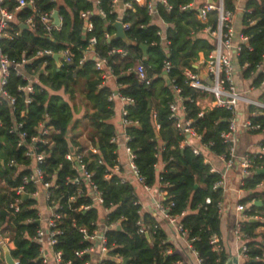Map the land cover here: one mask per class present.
<instances>
[{
    "label": "trees",
    "instance_id": "trees-1",
    "mask_svg": "<svg viewBox=\"0 0 264 264\" xmlns=\"http://www.w3.org/2000/svg\"><path fill=\"white\" fill-rule=\"evenodd\" d=\"M111 1L100 0L98 7L106 16L91 14L88 20L92 22L93 29L86 32L85 20L79 13L94 9L90 0H62V4H58L57 0H33L31 6L17 12L16 21L10 22L6 29L7 35L0 37L1 51L14 62L26 59L27 62L19 70L37 79L32 84L33 92L21 91L19 86H25L28 81L19 76L13 66L10 67L3 88L8 97H14L15 101L11 104L7 97L0 98V182L4 183L0 188V237L16 236V245L9 252L13 259H18L19 264H40L37 259L39 246L25 237V234L33 235L37 228L36 223L27 222L28 218L36 217V209L33 208L36 201L31 198L23 200L19 212L8 209V202L15 195L14 188L31 171L18 170L17 166L29 165L31 157L26 152L29 148H35V152L43 151L46 154L41 167L46 179L51 174L55 175L56 186L51 190V196L61 206L58 209L62 214L58 224L60 233L53 247L61 251L64 260L74 264H81L89 258L84 256L79 259L74 254L86 246L78 229L81 226H85L89 232L95 229L98 210L93 207L79 209L81 205L89 204L90 198L86 195L87 188L83 181L78 184L70 181L77 175V170L74 162L64 157L78 146L76 151H86L83 161L87 169L93 172L92 180L102 192V206L109 210L105 217L108 229L104 237L107 255L112 258L104 259L103 264H122V261L114 259L116 256L127 258L126 264H172L181 260L173 252V246L166 241V235L155 219L148 213H139L141 206L133 185L121 182L117 175L110 172L117 164V145L110 141L116 135V126L110 122L114 114V102L108 100L111 89L104 85L100 72L94 69L93 59L79 63L88 38L94 36V51L107 59L108 66L121 85L119 92L133 99L126 106V118L132 123L125 125L124 129L143 185H154L156 165L161 161L160 190L166 192L165 202H173L172 214L184 213L180 222L187 238H193L191 245L198 258L202 264H225L226 252L220 240L211 243L213 237L220 234L218 204L222 200L223 190L213 187L220 173L211 170L201 152L195 154L190 145L183 143L186 136L173 126L168 107L176 99L175 88L179 89L184 119L190 120L195 132L201 135V142H213L209 150L215 156L227 153L221 133L227 129L229 112L223 108H210L200 115L201 108L196 103L199 94L186 83L183 74L184 68L194 70L192 65L200 54L207 56L214 48L213 38L204 33V29L216 28L217 11H209L206 20L202 21L197 17L196 9L181 8L193 0H166L167 4L157 1L155 9L167 24L165 34L169 43L164 47L157 35L158 26L151 23L152 17L148 15L145 5L134 4L125 10L121 18L123 23L128 24L125 30L127 42L120 38H106V33H113L112 24L117 19V14L110 11ZM242 2L241 32L249 36V47L243 46L236 59L240 66L248 64L242 75L258 87L264 77V74L256 72L257 65L264 64V0ZM3 3L11 9L17 5L16 0H4ZM223 6L231 11L236 9L234 0H223ZM34 7L41 13L58 9L61 25L53 26L48 31L38 14H33ZM31 15L33 26L20 27L23 20ZM141 45H145L146 49L143 50ZM113 48H123L127 54H110ZM44 49L53 53L68 50V53L58 62L51 55L35 56L38 50ZM165 60L173 65L167 74L169 83L162 73ZM139 62L147 67L151 77L149 84L140 82L134 72L129 71ZM76 97L87 109L82 117L75 120L73 138H68L69 127L77 112ZM27 98H30L29 102ZM252 109L249 106V111ZM250 119L264 128V116H250ZM41 122L52 127L46 137L47 143L31 141L33 135L39 134ZM18 123H22V128L16 129ZM21 131L26 132V137L23 144L18 146ZM248 131L261 133L260 130ZM83 132L91 147L97 150L96 153L75 139ZM259 145L264 149V138ZM11 159L15 164L10 166L8 163ZM253 162L257 167H264V155L254 158ZM263 178L264 174H257L254 169L244 179L242 188L251 190ZM34 189L33 183L25 186L28 193ZM71 196H75V200H69ZM206 198L210 199V203L205 202ZM244 202L245 199L240 200V203ZM140 217L149 226L147 236L138 232L136 222ZM110 224H116L119 228L116 225L110 227ZM259 225V222L246 221L240 227L241 233L248 237L247 258L243 264H264V244L253 240L254 230ZM216 244L220 246L219 249L213 248ZM0 264H6L1 246Z\"/></svg>",
    "mask_w": 264,
    "mask_h": 264
},
{
    "label": "built area",
    "instance_id": "built-area-1",
    "mask_svg": "<svg viewBox=\"0 0 264 264\" xmlns=\"http://www.w3.org/2000/svg\"><path fill=\"white\" fill-rule=\"evenodd\" d=\"M90 1L93 3L94 9L82 10L79 13V16L85 20L84 29L86 32H90L93 29L92 22L88 20V17L91 14L96 13L97 15H100L102 17L106 16V13L98 7L100 0ZM157 1L163 4H167L166 0H150L148 2H146V0H112V9L110 11L117 14L116 21H121V18L126 9L132 8L134 4L139 6L145 5L148 15H150L152 18H155L157 16L161 18L155 9ZM242 1L243 0H234L236 9L238 8L239 3H241ZM3 2L4 0H1L0 37L7 35L6 29L8 28L10 22L16 21L17 12L23 7L31 6L33 4V0H16L17 5L13 9H11L7 4ZM118 3H121V11H117L116 9ZM181 8L196 9L197 17L202 21L206 20L207 13L211 10H216L218 14L216 28L211 30L210 27H206L204 29V33L209 34L213 38L214 48L208 53L207 56H204L202 54V57H199L200 59H198L193 64L196 65V68H194L192 65L194 70L184 68L183 74L185 76L186 83L199 94L196 98V103L199 105V100L205 98H207L210 102L209 106H207L205 109H202L200 107V115L205 110L210 108H223L229 112V117L227 119V129L221 133L223 143L227 145V153H222L215 156L209 150V146H211L213 142H201V135L195 132L194 128L190 125V120L184 119L185 113L183 99L180 95H178L180 90L177 88H175L176 99L170 102L168 105L169 118L172 120L173 126L178 131L185 134L186 140L183 143L190 145L192 147L193 153L198 154L201 152L206 163L209 164L208 158L210 156H213L217 157L223 162L224 168L226 170L233 168L237 164V166L240 167L241 183L243 185L244 179L249 177L254 169L256 170L257 168H261L254 165L253 159L256 157L261 158L262 155H264V149L261 148L260 145V151L245 152L242 155H238L236 149L238 134L241 132V127L245 130H260L261 133H264V128L258 123H253L250 119V116H264V77L261 79L259 86L256 87L250 79H246L242 75L248 64L246 63L243 66H240L237 62L236 56L239 54L243 46L249 47V36L241 32L242 25L239 30L235 28L236 26L234 25L233 20L236 9L235 11L225 9L223 6V0H213L212 2H209V0H201V3L195 2V0H193V2L183 5ZM55 10L58 11V9H54L51 12L41 13L34 7L33 14H38L39 20L49 31L53 26L57 27L61 25V16L59 15V11V24H54V18L52 17V15ZM242 11L243 7L241 13ZM250 22L252 23V21ZM21 24L27 25L28 28L32 27L33 15L26 17ZM122 26L125 30L128 28V24L123 22ZM157 26V35L160 37L162 45L166 47L169 43L165 34L167 24L162 20L161 24ZM105 37L111 38L112 35L106 33ZM95 43L96 38L94 36H90L88 38V44L83 51V56L80 59L79 63H83L89 58L93 59L95 61L94 69L99 71L101 77L105 79L107 76L113 75V72L107 64V59L100 57L94 51ZM67 53L68 50H64L61 52V54L63 55ZM109 53H118L121 56H124L127 54V51L123 48H113L109 51ZM54 54L56 53H53L51 50L44 49L38 50L35 56H53ZM26 62V59H22L20 62H14L8 57L7 54H4L0 49V98L7 97L11 104L14 103L15 98L8 97L6 91L3 88L9 76L10 67L13 66V68L16 69V73L23 79L28 81L25 86H19V90L26 93L33 92L32 84L36 81V77L27 74L23 70H19V67L21 65H24V63ZM172 68V63L169 60H165L162 67V73L167 75ZM200 70L203 72V75H201ZM129 71L134 72L135 76L140 82H144L145 84L150 83L151 77L148 75L147 67L143 63H137L135 66L130 68ZM256 72L264 74L263 63L257 65ZM254 74L255 73H253V75ZM120 86L121 85L118 83L117 91L115 93L111 91V94L108 96V100L114 102V100L118 98L125 103L121 109L122 123L125 126L132 123L130 119L126 118V106L132 103L133 99L122 95L119 92ZM26 101L29 102L30 98H27ZM249 106L253 108L252 111H249ZM20 128H22V123L16 124V129ZM38 131L39 134L33 135L31 137V141H41L43 143H47L46 137L51 133L52 127L41 122L39 124ZM25 137L26 132L21 131L20 139L17 142L18 146L23 144ZM125 139V150L129 156V167L132 174L143 185L142 178L139 176L138 169L134 163L135 155L132 152L131 148L127 145L129 137L126 135V133ZM110 141L116 143V135L112 137ZM77 148L78 146L75 147L72 151L67 152L64 157L67 160L74 162L73 166L77 170V175H75L70 181L75 184L83 181L85 187L87 188L86 195L90 198V203L81 205L79 209L86 210L93 207L98 210V208H102V192L98 188V185L92 180L93 172L87 169L86 163L85 161H83L86 151H76ZM86 148L92 149L94 153L97 152L96 149L91 147V144ZM26 155L31 157V163L27 166L19 164L17 167L18 170L30 169L31 171L25 174L21 179V183L14 188L15 195L8 202V209L12 210L13 212H19L23 200L27 198L34 199L36 203L33 205V208L36 209V217L28 218L27 222L36 223L37 228L33 235L30 236L25 234V237L39 246L37 259L40 261V264H74L70 260H64L61 251L55 250L53 247L57 243V235L60 233L58 224L60 218L62 217V214L58 211V209L61 208L60 204L56 201L54 202L51 196V190L56 186L54 184L55 175L51 174L49 176L50 178L46 179V174H44L45 172L41 167V165L45 162L46 154L43 151L35 152V148H29L26 152ZM116 161L117 164H115L114 167L110 169V172L112 174H115L114 171L118 169L117 158ZM14 164V159H11L8 163V165L10 166ZM211 170L220 173V178L214 183L213 187L222 188L224 192V190H226L225 172L222 173L212 166ZM118 177L120 178L121 182H129L128 180L120 176ZM30 183H33L35 185V189L31 193H28L25 190V186ZM145 187L149 188V186ZM41 191H43L44 193L47 213H43L38 208V200ZM158 191L159 194L162 195V197L154 201V207L156 211L174 227L175 231L180 236L185 238L188 248L196 255L198 264H202L201 259L197 256V252L192 248L191 240H193V238H187L186 230L180 222V218L182 217V215H184V213L180 215L172 214L171 210L173 207V202H165L166 192L160 190V188L158 189ZM24 194H27V197L25 199L23 198ZM69 200H75V196H71ZM137 202L139 203V201ZM205 202L210 203V199L206 198ZM220 203L218 204L219 215L222 211ZM105 209L108 210L107 208ZM236 209L237 211L243 213L240 215V219L235 223L233 232L239 239L242 240L239 255L247 258L246 253L248 248L246 245V241L248 240V237L241 233L240 227L243 226V224L248 221L250 217H254V213L240 202L236 205ZM96 225L97 227L91 232H89L85 226H81L78 229L81 233L82 240L86 242V246L82 249L76 250L74 254L79 259H82L84 256L89 257L81 264H103V260L105 259V257L103 258L102 254H107L104 232L98 229L97 221ZM136 225L138 226L139 233H145L146 235H148L149 226L145 225L142 222L141 217L137 220ZM114 226L115 224H110V227ZM217 241V237H213L211 243H216ZM8 242L16 244V236H13V238H10L9 236L0 237V245L4 246ZM213 248L219 249L220 246L216 244ZM7 249L8 246L6 247V250ZM168 252H170V250ZM95 254L98 255L97 259L94 258ZM13 260L14 264H19L18 259ZM172 264H181V262L174 261Z\"/></svg>",
    "mask_w": 264,
    "mask_h": 264
},
{
    "label": "crops",
    "instance_id": "crops-1",
    "mask_svg": "<svg viewBox=\"0 0 264 264\" xmlns=\"http://www.w3.org/2000/svg\"><path fill=\"white\" fill-rule=\"evenodd\" d=\"M195 2L201 3V0H195ZM58 4H62V0H57ZM1 5V0H0ZM243 7V2L239 3L238 8L236 9V13L234 16V25L238 30L241 27V10ZM121 3L117 4V11H121ZM162 19L158 16L152 18L151 22L154 24H161ZM114 34V31L111 35ZM202 57V54L199 55ZM199 58V59H200ZM196 68V65L195 67ZM201 74L203 72L200 70ZM37 81V79H36ZM104 85L108 86L111 91L114 93L118 89L117 77L114 75L107 76L104 79ZM66 98V96H65ZM75 99L78 100L76 97ZM75 101V100H74ZM76 102V101H75ZM79 105H76L77 112L74 114V119L71 122L69 127V137L73 138L74 131L72 127H74L75 120L83 116L85 109L87 107L76 102ZM124 102L120 99L116 98L114 100V114L110 118V122L116 126V143H117V160H118V169L114 171V173L126 180H128L134 187L135 194L137 195L138 201L140 203V214L143 215L145 213L150 214L155 221L159 224L160 228L166 235V241L173 246V252L180 256L181 264H198L196 255L192 252L186 243L184 237L180 236L174 229V227L162 216L160 215L155 207L154 201L161 198L162 195L159 194L158 189L161 184L159 182V172L162 170L163 163L161 161L156 165V180L152 187L146 188L138 181V179L132 174L131 169L129 167V156L125 150L126 139H125V129L124 124L122 123L121 109L124 106ZM210 102L207 98L200 99L199 105L202 109H205L209 106ZM78 128V127H77ZM249 135H253V133L246 130ZM241 133V132H240ZM260 137L258 139L246 140V144L241 147L240 144V136L238 135V141L236 144L237 154L242 155L245 152H257L260 151L259 142L264 138V133H258ZM85 147H89L90 142L85 137V133L83 132L79 137L75 138ZM69 141V140H68ZM209 164L220 172H225L226 175V190L223 192L222 200H221V213H220V234L217 237V240H220L221 245L226 252V261L225 264H243L246 258L239 255L240 245L242 240L239 239L233 232V227L235 223L240 219V215L243 212H239L236 209V205L239 204L240 200L245 199L246 202L243 204L254 213V217H250L248 221L250 222H259L260 225L255 228L254 233L255 237L253 240L264 244V178L256 185L255 188L251 190H246L242 188L241 183V171L240 167L234 166L231 169H225L223 162L217 157L210 156L208 158ZM4 183L0 182V188L3 187ZM253 206V208H252ZM38 208L43 212L47 213V207L45 203L44 193L41 191L39 200H38ZM108 213L103 206L102 208H98V218L97 224L98 229L102 232H105L107 228L105 224V217ZM116 225V224H115ZM117 226V225H116ZM115 227V226H114ZM118 227V226H117ZM8 244V245H7ZM7 244L0 245L3 248V252L5 253L6 247L8 249L14 248L15 243L8 242ZM5 248V250H4ZM102 257L112 258L107 254H102ZM94 258H98V255H94ZM114 258V257H113ZM114 259L117 261H122L121 257L116 256Z\"/></svg>",
    "mask_w": 264,
    "mask_h": 264
},
{
    "label": "water",
    "instance_id": "water-1",
    "mask_svg": "<svg viewBox=\"0 0 264 264\" xmlns=\"http://www.w3.org/2000/svg\"><path fill=\"white\" fill-rule=\"evenodd\" d=\"M213 0H209V2H212ZM52 17L54 18V24L58 25L59 24V20H58V11L55 10L53 12V15ZM20 27H22L23 29L24 28H28L27 25L25 24H20ZM112 28L114 29V34L112 35L111 38L113 39H122L124 40L125 42H127V37H126V34H125V29L123 28L122 26V22L121 21H115L113 24H112ZM142 49L145 50L146 49V46L145 45H141ZM63 57V54L61 53H56L53 55V58L56 60V62H58L59 58ZM193 67H195V65H193ZM164 75V78L167 80V82L169 83V78L166 74H163ZM203 75V74H201ZM256 173L257 174H264V167H261V168H257L256 169ZM27 197V194H24L23 195V198L25 199ZM119 228V226L117 227ZM147 236V235H146ZM4 257H5V262L6 264H14V260L12 258V256L10 255V252L9 250H5V253H4ZM127 258H124L122 259V264H126L127 263Z\"/></svg>",
    "mask_w": 264,
    "mask_h": 264
},
{
    "label": "rangeland",
    "instance_id": "rangeland-1",
    "mask_svg": "<svg viewBox=\"0 0 264 264\" xmlns=\"http://www.w3.org/2000/svg\"><path fill=\"white\" fill-rule=\"evenodd\" d=\"M75 101L77 102L78 100L75 99ZM79 105V104H77ZM241 129V133H239L238 135L240 136V144H241V147L246 144V140H250L251 139H258L260 137V135H258V133H253V135H249L248 132L244 129V128H240ZM5 250V248H4Z\"/></svg>",
    "mask_w": 264,
    "mask_h": 264
}]
</instances>
